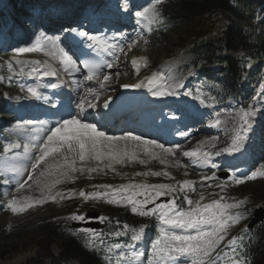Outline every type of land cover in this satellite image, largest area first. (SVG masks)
<instances>
[{"label": "snow or ice", "instance_id": "snow-or-ice-1", "mask_svg": "<svg viewBox=\"0 0 264 264\" xmlns=\"http://www.w3.org/2000/svg\"><path fill=\"white\" fill-rule=\"evenodd\" d=\"M161 3V0H154L150 6L144 7L142 11H136L135 16L138 22L143 24L142 32L136 34L135 37L128 38L124 37L122 34L120 38L127 43V48L131 50L134 45L139 41H143L145 44L148 43L145 38L144 33L150 32L151 25L161 22L160 13L157 10V5ZM126 11L129 10L130 3L129 0L121 5ZM79 37L85 38L87 41L91 42L87 46L96 48L106 52L111 60L96 61L92 59H84L81 61L83 65V70L86 73L83 76L85 81H94L99 85L100 89H105L107 83L112 79V73L104 71V69H112L117 66V61L119 59V54L124 52V46L120 43H111V40H115L116 37H110L105 39L101 36L90 35L86 31H79ZM44 39H47L46 37ZM37 43L41 41V37L36 38ZM55 51L52 55L54 59L59 61L62 70L69 75L75 72H79L81 69L77 66L76 60L66 52L64 49L59 48L53 44ZM34 48H18L15 49L17 55L27 52L34 51ZM16 63H21L17 61ZM38 63V62H34ZM146 66V60L141 58V60L133 59L131 61V66L133 69L139 73L141 66ZM9 66L11 63L9 62ZM33 72L37 69L34 67ZM58 70L53 68L51 65H45L42 76L50 77L57 76ZM116 76L119 75L117 71ZM165 78L158 74L152 73L151 76L141 80L138 83L132 85H122L123 87H133V88H145L152 93L153 96L163 97L169 95H175V88L180 87L179 84H165ZM146 81V82H145ZM63 83V81H61ZM73 84L80 87L77 81L73 80ZM43 85H36L27 88V93L31 96H36L38 94V88ZM56 87V85H53ZM185 95H190L191 93L185 92ZM260 95V93H257ZM91 96L93 99L99 98V91L95 87H88L85 89V94L81 96L80 102L76 107L80 112H84L86 108H96L98 105L93 103V99H87ZM256 97H253L255 99ZM211 99V97H209ZM204 101L201 100V103ZM109 106L108 101L105 100L103 107L107 108ZM256 115L253 110V106L249 105L247 109H241L239 112L240 125L233 129V134L231 136V142L227 147L220 149L219 151L212 153L209 151H203L202 147L204 145H210L215 147L216 138L213 137L210 141H201L200 146L196 149L190 151L182 152L184 157L195 158L203 166H210L212 169H216L218 165L212 161L211 157L213 155L219 156L221 153H235L240 150L243 141L246 139V134L248 131L249 117ZM220 119L214 121L213 126H219L221 124ZM27 125H32L31 132L36 133L31 137L33 143L29 145L25 143L23 145V152H15L12 156L11 164H6L4 167V172L13 173L17 178L15 180L16 190L19 192L24 189L28 181H21L19 177H23L27 172L28 180L33 179V170H36L41 162L45 161L47 157L52 154L61 153L62 149H67L68 153L72 154V159L64 158L63 164H56L54 166H49L45 171L40 173V177L56 176L55 179L47 180L43 182L38 177L34 183L38 184L41 191L44 192L45 189L48 190V195L42 200L36 201H25L22 205L13 196L12 199L7 201L6 208L10 209L13 214H17L25 211L28 208L35 206L36 204H43L46 200H55V196L51 195V189L62 182V180H73V173L79 171L81 173L85 172V168L82 166L80 168L76 167V158L84 163L89 160L91 161H108L103 167H88L86 171L91 174L98 171H103L104 168H108L115 171L113 168L114 164H123L125 161L131 162L138 159V153L142 152L144 156L151 159H159L161 163H167L168 156H174L177 149L180 148L179 144L174 147H165L164 144L157 143L155 140H146L139 135H133L131 133H125L121 136H110L106 132L98 129V127L92 123L87 122L86 119H82L79 115L70 116L67 119H62L58 121L55 126L50 128H44V121L39 122V127L33 125V122H25ZM17 127H21L18 125ZM244 133V134H242ZM181 137H186L189 135L188 132L181 131L178 133ZM21 148L20 143H10L6 145L3 149L4 155L7 158V154L13 152L15 149ZM35 149L36 153L33 156L32 150ZM159 150V151H155ZM140 164H146L147 160L140 159ZM29 164L30 169L29 170ZM177 166L181 165L179 160L176 161ZM153 175V176H168V172H145L137 173V175ZM257 177H264V164L260 165L255 171H252L245 179L252 180ZM215 172L211 176H202V181L214 180ZM234 183L239 185L244 182L243 179L233 177ZM10 181L5 179L3 183L8 184ZM179 191L185 192V189H192L195 191L193 182L190 180H184L178 182ZM221 192L224 191L225 184H217ZM29 187H31L29 185ZM97 189H105V192L94 191L90 193H85L83 190L79 192V196L83 197L85 201L92 199L103 198L111 204H126L130 206V210L133 214H138L141 217H156L161 225V230L158 238H156L151 243L150 258L148 259V264H173V262L179 260L183 257H188L191 259V264H222L223 258H227V264H246L244 259L243 247L240 241L242 238L232 236L231 239L227 241L225 248L231 251V256H228L227 251L220 250L221 242L225 241L228 236V231L231 226L238 224L242 219L245 218V213L239 211L244 205H246V200H236L231 203L224 202V197L218 200H212L210 203H201L204 200V195L201 194L198 200H192L188 197L187 193L184 195V202L188 205L187 210L181 209L177 205L175 199L169 200L167 203H155V201L163 196L168 195L177 191L176 185L170 184H124L119 186V188H113L112 185H97L94 186ZM123 193L117 199L111 196V193ZM56 195H61L56 193ZM73 193L68 194V198H72ZM138 197H141L138 199ZM149 204H155L154 207H146ZM20 205V206H18ZM230 210H237L232 212ZM72 220L83 221L86 219L84 215L73 213L70 217ZM106 217H100L101 222H103ZM173 229L182 230V234H178ZM191 230V231H189ZM86 234H89V239L87 244L89 247L97 248L98 245L104 244V234L93 230H84ZM131 232L130 240L133 243V248L135 244L143 239L145 226L141 225L139 228L131 227L128 224L123 225V230L117 228L109 232L107 235L110 236H124ZM114 248L120 249L121 245L116 243L113 245ZM144 253L133 250L129 257L130 261H139ZM125 254L120 253V258L123 260Z\"/></svg>", "mask_w": 264, "mask_h": 264}, {"label": "rangeland", "instance_id": "rangeland-1", "mask_svg": "<svg viewBox=\"0 0 264 264\" xmlns=\"http://www.w3.org/2000/svg\"><path fill=\"white\" fill-rule=\"evenodd\" d=\"M75 12H77V10H75ZM27 14H31L32 17H34L32 19L33 21H36V22L38 20H40L41 22L45 21V19H43L42 17L37 19L38 12L34 13L33 11H30V12H27ZM48 19L50 20V18H48ZM53 20L54 19L48 21V24H46L47 29L52 30L53 27L56 28V27L60 26L59 23H56V21L55 20L53 21ZM178 24H179V26H176V29L178 32L177 34H184L186 32V30L189 28L190 22H188L186 20H180ZM142 30H143V26L140 29V31L137 30L136 34L139 32H142ZM57 31H60V30L57 29ZM160 32L161 31H158L154 34L151 31L144 33L145 38L148 41L147 44H145L143 41H139L136 45L133 46V48L131 50H129L126 46L124 48V52L129 53V55L124 57V56H122V54L124 52H122L119 56L118 61H117V66L108 70V72L112 73V79L110 82L107 83V85L111 84L113 86L117 80H131V81L134 80L136 82H140L141 80L145 79L146 77L151 76L152 73H154V72L158 73L162 76H165V79L169 75L171 78H173L171 84H173V81L177 82L179 77L176 74L175 68L177 66L181 65L186 60V56H187L186 50H188V48L187 47H185V48L177 47L175 44L174 37L172 35H170L166 32H163L162 34H160ZM136 34H135V36H136ZM2 40H3V36H0V51H6L7 54L1 53L0 57L6 58V60H5L6 63L12 62L11 66L14 65L13 67H15V70H12V68L9 67L8 71L11 74L12 79L17 81V85H18V89H17L15 84H13L14 90H12V94L7 95V98L9 100H13L14 103H17V99H18L21 101V103H23V105L21 106L20 104H18L15 107V112L11 113L9 116L5 115V116L0 117V151H2L1 149L4 148L5 145L7 144V142H9V141L11 143H15V142H18L17 140H20L21 145H24L25 143H28L29 145H31L33 143L32 139H31L32 134H30V135L28 134L29 131L31 130L32 126H28V128H27V126L25 125V122L30 121V118L28 115L25 116V113L27 112V110H29V107L31 106L32 101H37V102L40 101L42 103L45 102L44 99L36 100L35 96H31L30 94H28L27 88H25L22 85V80H21V75L23 74L24 71L28 70V67L30 66V61H34L39 56H41L43 58L44 55H43L42 51L39 48H36L35 46L32 45L31 48H34L35 49L34 51H27V52H24V53L17 55L15 52V49L22 48V47L16 48V47H14V44L11 43V41L8 42L7 44H5ZM53 41H55V40H53ZM155 42H157L158 44H155ZM47 43H48V41H47ZM56 43L57 42L55 41V44ZM48 47H51V46H48ZM137 50L139 52L135 53V51H137ZM166 50L167 51L173 50V52L169 56H167L165 54ZM48 51H50V50H48ZM48 56H49V54L45 55L46 62L48 64H52L54 67L59 69L58 72L61 73L62 76H64L73 85L75 90L79 92V96L81 95L80 90L83 87H85V89L88 87L97 88L99 91V98L101 96H104L107 94L106 89H108L107 88L108 86L105 89H100L99 85L96 84L95 82L85 84L74 73H72L71 75L66 73V75H65V74H63L64 71L62 70L61 66L59 67L57 65L59 63H56V62H58V60L56 59L55 61H49ZM128 56H131V57L142 56V57L146 58V60L148 62L147 68L144 71L139 72V73H129L128 69L125 65V62H126V59ZM27 60H29V62H26ZM17 61H20L21 63H16ZM165 68H167L166 71L162 70ZM117 71L119 72L118 76L115 75V73ZM30 77H32V75H30ZM73 80L77 81V83L80 84V87H77L75 84H73ZM115 86H116V84H115ZM2 94L3 93L0 92V97H2ZM84 94H85V92H84ZM95 100H97V99H95ZM261 101L263 103L264 99H262ZM260 105H263L262 112L260 114L264 115V112H263L264 111V104H260ZM13 109H14V106H13ZM93 109L94 108H90L89 111L92 112ZM9 113H10V110H8V114ZM227 116H228V118L223 119V122L226 125L229 124L228 123L229 119L238 117V111L231 109L230 114H227ZM258 118H259V115H256L253 118L249 117V124L254 122V119H258ZM49 122H54V120L51 119ZM238 122L241 123L239 119H238ZM14 124L24 126L23 129H20V131H22L23 133H26V135L23 137V139H19L17 137H12V138L16 139L15 141H11V140L7 139L8 136H10V137H11V135L16 136V133H20ZM99 124L105 125V121H101ZM46 125L49 126L48 128L55 126L54 124H51V125L46 124ZM203 126H207V123L203 124ZM106 128H108V127L106 126ZM204 131H205L204 129L195 131L194 140L188 141V143H186L184 145L179 144L180 148L177 149L176 154L174 156H168L167 157L168 163H170L173 166H177L176 161L179 160L180 164L184 165L182 167H187V168L190 167L193 169V167H194L193 165H195L196 162H193V160L187 159V157H184L182 155V152L195 149L194 146L197 143V139H195V137L198 135L204 134L206 140L213 138V135H211L209 137L205 133H203ZM3 133H5V134H3ZM35 135H37V134H35ZM200 140L201 139H199V141ZM224 142H227V140H225ZM206 146L208 147L207 151H210L213 148L210 145H206ZM167 147H174V146H167ZM19 149H21V148H19ZM155 151H159V150H155ZM22 152H23V150H22ZM32 152H33V156H34L36 153V150L33 149ZM54 155H56V154L50 155L49 157H47L45 159V161L41 162V164L37 167V170H36L37 174L35 176H33V179L29 180L28 184L25 186V188L21 189L19 192H17V190H16V183H15L16 177L14 176V174L10 173V172L2 173L1 172L2 168L0 169V174L2 175L1 183H0V229H2L5 226L8 227V231L5 232V234L2 237L0 236L1 237L0 238V247L11 250V252L7 253L3 258L0 259V264H10L11 262H13V264H22V263L26 262L27 259L34 254V251L36 249L35 248V242L37 240H39L40 238H42L45 234L44 228L42 227L41 224H39L37 222V219H38L37 213L38 212L37 213L32 212L30 214H23V215H22L23 212L13 214L10 209L6 208V204H7L8 200L13 198V196H15L16 199L20 202V205H22L26 200L27 201H36V200H42L45 198V197H42V195L40 194L39 185L34 183V181L38 177L41 180L40 173L45 171L46 168H48L49 166L56 165V164L50 163L53 161L52 157ZM61 155L64 158L67 157L69 160L72 159V154L68 153L66 148L62 149ZM139 155H141V157H143L142 152L138 153V158H139ZM258 157H259V161L254 164L252 171L257 170L258 168H260L261 164H264V155L258 156ZM143 158L147 159V157H143ZM13 162L14 161H12V156H11L9 164H11ZM60 163L63 164L64 160H61ZM78 163H80V161L77 157L76 158V164H78ZM168 163H160V164L164 165L166 167H169ZM3 167H5V166H3ZM29 168H30V164H29ZM194 170L199 171L197 169H194ZM249 172H250V169H249L248 173ZM169 174H170V172H169ZM191 174L194 176V175H199L200 173L198 174L197 172L192 171ZM208 175H209V173L202 174V176H208ZM19 178H21V177H19ZM55 178H56V176H48L45 179L52 180ZM5 179H8L10 182L8 184L3 183V181ZM45 179H43L41 181L43 182ZM62 181L64 183L65 180H62ZM29 185L31 187H29ZM56 186H58V184L55 185L51 189V195H53V196H58V195H56V193H60V190L58 188H56ZM204 189L205 188H200L197 190V192L199 194V198H200L201 194L204 195V200L201 201L202 204L206 203L205 194L201 192V191H204ZM67 191H68V188L65 189V192H67ZM44 192L46 193V192H48V190L45 189ZM114 194H116V193H114ZM198 194H196V196ZM191 199L196 200L195 197H192ZM48 200L52 201V199H48ZM20 205H18V206H20ZM187 208L188 207L184 206V210H187ZM9 223H10V225H9ZM172 231H175L178 234H182V233L178 232V229H173ZM189 231H191V230H189ZM143 246H145V245H143ZM51 250L54 253H58L59 248L55 244H51ZM147 255H149L148 258H147ZM143 258H144L143 262L147 263V259L150 258V253L145 254V256ZM124 259H125V257H124ZM180 259L173 262V264H177V262H179ZM139 261H141V260H139ZM137 262L138 261H133V262H126L125 261V264H129V263L135 264ZM69 263L75 264L74 261H69ZM138 264H141V263H138Z\"/></svg>", "mask_w": 264, "mask_h": 264}, {"label": "trees", "instance_id": "trees-1", "mask_svg": "<svg viewBox=\"0 0 264 264\" xmlns=\"http://www.w3.org/2000/svg\"><path fill=\"white\" fill-rule=\"evenodd\" d=\"M172 10L168 12L170 20L177 23L180 20L190 22L189 28L177 37L180 45L192 44V59L214 60L226 65V84L238 80V68L243 53L255 54L256 51L264 54V0H177L171 3ZM174 9L176 12L174 13ZM259 11L257 22L254 11ZM233 53V55H230ZM225 73V71H223ZM226 195H235L246 200V220L250 216L251 206L264 203V180L255 179L252 183H245L230 193V188L225 189ZM98 207V206H97ZM100 210L108 207H98ZM61 209H50L44 215V236L36 241L38 246L34 257L23 264H69L67 259L78 260V264H106L99 252L87 251L73 238L62 235L61 226L57 228L49 222V217L57 216ZM111 214H118L117 209L107 210ZM51 224V225H50ZM232 236L242 238V247L246 264H264V223L253 230H244L240 233L233 228L226 241ZM51 242L59 245L61 252L58 255L50 251ZM10 249L0 247V259Z\"/></svg>", "mask_w": 264, "mask_h": 264}, {"label": "bare ground", "instance_id": "bare-ground-1", "mask_svg": "<svg viewBox=\"0 0 264 264\" xmlns=\"http://www.w3.org/2000/svg\"><path fill=\"white\" fill-rule=\"evenodd\" d=\"M77 12H78V10H77ZM55 21H56V23H59L60 24V21L59 20H57V19H54ZM53 20V21H54ZM58 30H60V29H58ZM53 43H55V41H53V40H51V41H49V44L47 45V47L48 46H51V44H53ZM48 48H51V47H48ZM40 82H46V78L44 77V76H40L39 77V79L37 80V83H40ZM54 120V119H53ZM19 262V261H18ZM10 264H13V262H11Z\"/></svg>", "mask_w": 264, "mask_h": 264}, {"label": "water", "instance_id": "water-1", "mask_svg": "<svg viewBox=\"0 0 264 264\" xmlns=\"http://www.w3.org/2000/svg\"><path fill=\"white\" fill-rule=\"evenodd\" d=\"M260 212H261V210H258V211H257V213H256V215H255V218L253 219L252 222L258 221V220H260V219L264 216V215L261 214Z\"/></svg>", "mask_w": 264, "mask_h": 264}]
</instances>
